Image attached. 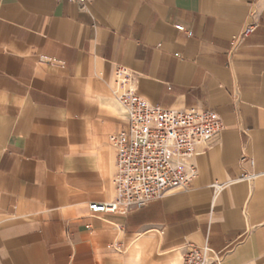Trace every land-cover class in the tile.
<instances>
[{"label": "crops", "instance_id": "1", "mask_svg": "<svg viewBox=\"0 0 264 264\" xmlns=\"http://www.w3.org/2000/svg\"><path fill=\"white\" fill-rule=\"evenodd\" d=\"M117 65L223 129L186 187L92 213L115 195ZM189 243L264 264V0H0V264H183Z\"/></svg>", "mask_w": 264, "mask_h": 264}, {"label": "built area", "instance_id": "2", "mask_svg": "<svg viewBox=\"0 0 264 264\" xmlns=\"http://www.w3.org/2000/svg\"><path fill=\"white\" fill-rule=\"evenodd\" d=\"M73 1L83 5L87 0ZM175 28L191 35L181 24ZM252 30V24L246 26L237 39ZM112 93L126 121V128L109 137L115 149V195L108 201L90 202L88 208L92 213L125 214L170 190L186 187L198 174L194 157L207 151L223 122L211 109L166 108L149 102L136 93L133 73L122 65L115 67ZM220 186L213 184L215 191ZM211 251L207 245L189 243L182 255L183 264H208Z\"/></svg>", "mask_w": 264, "mask_h": 264}]
</instances>
